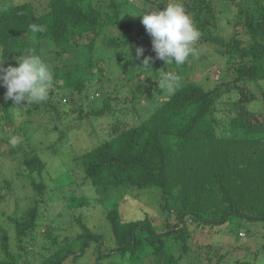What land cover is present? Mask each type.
<instances>
[{
	"label": "trees",
	"instance_id": "obj_1",
	"mask_svg": "<svg viewBox=\"0 0 264 264\" xmlns=\"http://www.w3.org/2000/svg\"><path fill=\"white\" fill-rule=\"evenodd\" d=\"M38 1L0 3V60L5 68L18 66V58L29 49L42 56V50L49 45L62 58V63L51 66L54 85L59 89L63 78L71 94L85 89L82 68L98 60L100 50H109V59L116 57L117 63H121L120 74L125 82L132 79L131 64L141 63L143 57L152 58L151 67H142L149 75L154 73L159 80L162 72L176 71L179 78V84L167 98L160 99L167 90L159 87V81L147 90L148 106L156 104V107L141 122L124 129L116 123L109 138L87 147L79 157L82 166L77 169L81 178L73 182L83 187L89 183L96 198L99 191L108 192L112 186L138 191L155 187L162 195V210L168 215L171 208L176 211L178 227L171 233H178L179 238L186 237L191 224L205 227L242 218L264 224V0H223V4L216 0H182L200 38L194 45L198 58L190 56L180 66L166 65L164 60L156 58L152 37L145 26L133 33L135 21L126 10L127 2L45 0L46 5L39 12ZM166 2L144 1L160 10ZM33 24L43 31L32 33L29 26ZM204 44L212 46L222 67L217 72L221 82L208 87L199 81H184L189 61L191 64L196 59L203 61V68L216 62L214 52L203 51ZM141 46L144 56L137 59L136 48ZM129 88L131 97H126L124 102L130 103L129 109L138 110L137 105L144 98L142 91ZM6 91L0 82V114L5 120L12 117L11 107L19 105L5 99ZM224 96H228L227 102ZM59 100L63 104V97ZM24 103L27 101L20 104ZM52 105L58 113V104ZM92 111L97 115L108 112L105 105ZM224 111L228 115L224 116ZM206 122L208 125L202 128L201 124ZM18 146L19 149H11L12 154L23 148ZM32 151L22 149L19 158L24 167L22 172L25 171L35 193L32 205L22 206L23 210L15 197L11 164L0 161V215L4 220V224L0 222V264H64L68 257L76 261L83 256L89 246L95 247L98 262L109 254H119L128 260L127 264H145L147 257L154 262L168 251L165 235L170 233L164 234V229L175 226L169 223L157 226L149 214L123 220L117 207L107 210L115 240L111 250L105 249L104 235L94 231L83 220L84 215L77 216L80 231L60 238V231L50 227L43 231L41 240L37 227L49 222L45 223L40 203L58 202L62 198L55 193L59 187L42 175L46 162ZM74 196L71 193L66 198L69 207L86 204L85 196L80 201ZM12 198L13 209L4 210L2 207ZM36 245L39 252H35ZM36 255L40 262H35ZM226 255L216 253L215 264ZM184 256L182 251L170 252L163 264H182ZM213 257L209 251L208 260L213 261ZM236 262L248 264L245 259Z\"/></svg>",
	"mask_w": 264,
	"mask_h": 264
},
{
	"label": "rangeland",
	"instance_id": "obj_2",
	"mask_svg": "<svg viewBox=\"0 0 264 264\" xmlns=\"http://www.w3.org/2000/svg\"><path fill=\"white\" fill-rule=\"evenodd\" d=\"M34 1L39 2L38 0ZM122 1L128 3L126 10L134 18L133 33L142 28V26L144 27L141 23L142 15L138 14H141L145 9L147 12L160 10L152 7V3L149 5L144 3L145 0ZM216 2L218 4L224 3L223 0H216ZM45 5L46 1L40 0L38 11L41 12ZM238 28L240 29V26ZM203 46V51L214 52L212 46L205 44ZM42 51V57L51 66L62 63V58L57 57L55 47L48 45ZM100 52L102 54L98 60L94 59L92 64L84 65L82 68V76L86 78V87L82 92L75 91L71 94L72 90L64 85L65 80L62 78L59 89H56L54 84L51 87V89L57 90L59 93L52 94L50 89L46 101L36 103L37 106L34 103L12 106V117L7 120L2 118L0 114V161H8L11 164L13 169L12 178L15 184V197L20 200L21 210H23V207L32 205L35 196L33 187L29 182L30 180L26 177L25 171L22 172L24 167L19 160L22 149L28 152L33 150L41 155L46 162V168L43 170L42 175L46 179H50V183L59 187L55 193L62 198L61 201L46 204L44 202L40 203V211L46 217L45 223L49 222V225L43 222L37 227L41 240L43 231L48 230L50 227L53 230L57 229L55 232L60 231V238H64L65 235L70 234L72 231H80V223L77 216L84 215L83 220L94 231L104 235L103 246L105 249L110 248L111 250L115 246L112 228L107 219V210L111 207H117L120 210L123 220L139 219L149 214L153 216V223L157 226L165 223L175 226L177 219L174 208L170 209V215L162 210L160 205L162 195L160 190L155 187L138 191L135 188L128 190L127 188L120 189L112 186L108 192L99 191L97 199L96 194L89 189V183L86 184V187H83L79 186L76 181L73 182V179L81 178L78 173L79 169H77L80 165L82 166L79 157L87 147H92L109 138L114 133V124L118 123L120 129L129 128L141 122L145 118L146 113L156 107V104H154V107L148 106L150 98L147 90L152 89V85L158 79L154 73L149 75V73L142 70L143 61L141 63L134 61L131 64L130 69L132 68V72L130 74L132 79L129 82H125L122 79L123 77H121L122 74H120L122 70L121 63H117L116 57L109 59L111 53L109 50H100L98 54ZM103 56H105L104 59H102ZM213 56L216 59L215 52ZM213 56L210 57L211 60H213ZM220 61L216 59V62L205 68L201 66L203 61L200 62V60L196 59L192 64L189 61L188 65L190 68L185 74L184 81H199L205 87L213 86L216 81L220 83L222 77L217 75V72L222 71ZM100 66H103V70H101ZM172 72L173 75L178 76L176 71ZM130 86L138 92L142 91L144 96L142 103L137 105L138 110H135L134 107L129 109L130 103L124 102L126 97H131ZM169 95L167 92L160 99L167 98ZM62 97L64 105L59 100ZM228 99V96H224L223 100L227 102ZM55 102L60 109L58 113L52 108V103ZM104 105L108 111L104 115H97L92 111L93 109H101ZM218 113L220 114V112ZM226 115L228 114L224 111V116ZM208 120H210V117ZM206 125H208L207 122L202 123L201 127L206 128ZM61 132H63L62 137L60 136ZM18 145H22L23 148L19 153L12 154L11 149H19ZM51 146H54L55 149H52ZM69 186L73 187L69 189ZM260 187L263 189V186ZM71 193L75 195V199L76 197L78 198V201L85 196L87 198L86 204L74 209L69 207L68 203L70 201L66 198ZM176 194L175 192V197ZM12 200H9L8 204L2 208L4 210L7 208L12 210L14 199L12 198ZM0 222L4 224L3 215H0ZM69 226L72 227L69 228ZM177 227L164 229V234L170 233L165 235L169 242L168 251L163 252L154 262H150L151 260L149 259L151 257H147L145 264H163L170 252L175 253L178 251H182L185 254L182 264H215L216 253L227 254L226 258H223L219 264H237V260L244 259L248 260V264H264V224L260 221L242 218L205 227L191 224L185 238H179L177 236L178 233H171ZM88 248V251L76 261H71L70 257H68L65 259L64 264H127L128 260L122 259L119 254H109L98 262L96 261L95 247L89 246ZM35 250H37L35 252H39L38 245H36ZM209 251L214 256L213 261H209L207 258ZM38 256L36 255L35 262H40Z\"/></svg>",
	"mask_w": 264,
	"mask_h": 264
},
{
	"label": "clouds",
	"instance_id": "obj_3",
	"mask_svg": "<svg viewBox=\"0 0 264 264\" xmlns=\"http://www.w3.org/2000/svg\"><path fill=\"white\" fill-rule=\"evenodd\" d=\"M145 10L138 15H142L141 23L152 37L156 58L164 60L166 65L174 63L176 66L183 65L190 56L198 58L199 53L194 45L200 38V32L182 0H167L162 10ZM29 27L34 34L43 31L42 27L35 24ZM143 53L144 48L137 47L135 58H141ZM130 55L132 56V51ZM151 62V57H144L142 67H151ZM54 80L55 74L51 65L31 49L20 55L18 66L9 65L5 68L0 60V82L7 89L5 99H11L16 104L22 101H46ZM158 81L159 87L167 90L169 94L173 93L179 84V78L168 72H162Z\"/></svg>",
	"mask_w": 264,
	"mask_h": 264
}]
</instances>
